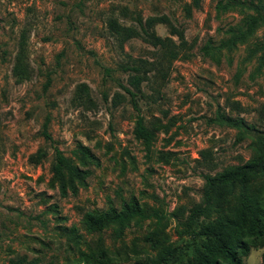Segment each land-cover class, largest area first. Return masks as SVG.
I'll list each match as a JSON object with an SVG mask.
<instances>
[{
    "label": "rangeland",
    "instance_id": "rangeland-1",
    "mask_svg": "<svg viewBox=\"0 0 264 264\" xmlns=\"http://www.w3.org/2000/svg\"><path fill=\"white\" fill-rule=\"evenodd\" d=\"M221 1L232 7L219 9ZM260 5L0 0V264H138L168 249L178 256L170 264H195L203 223L241 228L264 210L263 170L188 223L203 204L206 175L264 157V25L232 49L202 50L243 27ZM148 18L166 47L122 40L110 24L140 28ZM173 28L184 33L183 47ZM21 50L27 77L14 70ZM140 59L157 70L135 107L125 67ZM140 117L153 132L149 141L136 131ZM57 149L78 175L56 176ZM132 198L153 215L119 235L84 223L86 214L120 210ZM245 241L242 264H262L264 239Z\"/></svg>",
    "mask_w": 264,
    "mask_h": 264
},
{
    "label": "trees",
    "instance_id": "trees-1",
    "mask_svg": "<svg viewBox=\"0 0 264 264\" xmlns=\"http://www.w3.org/2000/svg\"><path fill=\"white\" fill-rule=\"evenodd\" d=\"M228 7H232L230 2L223 3L221 1L218 4L219 9L226 10ZM254 10V13L248 14L245 18L243 27L231 28L228 31L230 34L229 37L221 40L218 45L209 41L202 47V50L205 53H209L211 50L232 49L237 46V44L246 41L253 35L260 25H264V6L260 5V7L254 8ZM154 19L155 18H148L144 24L141 22L140 28L121 26L120 24L118 25L116 21H111L110 24L113 28H115L122 40L139 36L154 46L166 47L167 44L165 40L159 37L155 31L151 30V22ZM173 31L178 35L181 40L180 46L183 47L185 45L184 33L176 28H173ZM181 47H178V49H181ZM262 47L264 49V46ZM179 55V50L171 53L173 58H178ZM23 56L24 55L21 50L14 70L15 73H18V75L24 73L25 77H27V69L24 64ZM152 66L151 62L140 59L135 60L125 67V69L132 72L129 75L128 81L133 89L126 87V90L131 95V99L135 107H137L135 97L137 93L142 92L141 84L145 79H147V75L152 69ZM155 69L157 70L156 67ZM158 71L161 70L159 69ZM226 121L229 125L237 128L241 125L238 119L228 117L226 118ZM136 131L147 141L151 140L153 137V132L146 126L144 118L142 117L138 119ZM43 133L47 139L52 138L48 133L47 123L44 124ZM56 160L57 162L55 164L54 171L57 177L63 178L65 173L78 175L77 168L59 149L56 150ZM263 170L264 157L261 155L245 165L236 166L231 170L217 173L214 176L206 175L203 204H198L191 210L188 221L189 225L193 224L200 215H204L210 210V207L216 197L222 193L232 191L239 184L246 183L251 176ZM152 215L153 214L145 210L136 198H132L129 202L124 203L120 210L115 207H111L103 212L86 214L84 217V223L90 229L97 231L113 226L117 235H119L133 220L146 219ZM248 220L249 224L242 226L241 228L232 226L228 221L222 219L209 220L208 222L203 223L200 232L206 239L200 246L195 247V264H242V255L247 254L249 251V243L245 241V237H253L257 240L264 239V210L257 209L252 211L248 216ZM177 258V254L173 250L168 249L160 258L156 259L150 257L146 261L138 264H170L177 260ZM100 261L99 263L101 264L108 263V261L105 260ZM262 264H264V255Z\"/></svg>",
    "mask_w": 264,
    "mask_h": 264
}]
</instances>
